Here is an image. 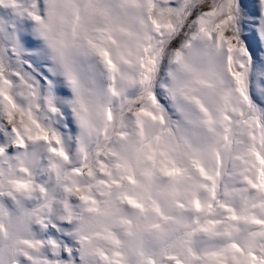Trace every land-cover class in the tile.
I'll use <instances>...</instances> for the list:
<instances>
[{
    "label": "snow or ice",
    "instance_id": "1",
    "mask_svg": "<svg viewBox=\"0 0 264 264\" xmlns=\"http://www.w3.org/2000/svg\"><path fill=\"white\" fill-rule=\"evenodd\" d=\"M0 264H264V0H0Z\"/></svg>",
    "mask_w": 264,
    "mask_h": 264
}]
</instances>
